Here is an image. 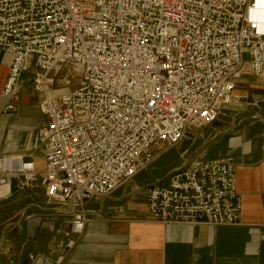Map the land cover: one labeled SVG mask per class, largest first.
Instances as JSON below:
<instances>
[{"label":"built area","instance_id":"2783aa9c","mask_svg":"<svg viewBox=\"0 0 264 264\" xmlns=\"http://www.w3.org/2000/svg\"><path fill=\"white\" fill-rule=\"evenodd\" d=\"M257 1L0 0V52L11 57L5 113L18 110L32 69L43 97L37 147L45 167L2 156L0 199L3 189L10 195L40 183L49 205L81 210L71 220L81 236L89 202L115 195L193 131L226 117L243 99L234 94L241 79L264 87ZM67 67L79 85L72 89L65 76L67 86L52 90L51 76ZM235 174L231 160H194L145 190L150 218L236 226L243 205ZM29 264L48 262L33 254Z\"/></svg>","mask_w":264,"mask_h":264},{"label":"crops","instance_id":"0c3cea01","mask_svg":"<svg viewBox=\"0 0 264 264\" xmlns=\"http://www.w3.org/2000/svg\"><path fill=\"white\" fill-rule=\"evenodd\" d=\"M257 7V16L262 20L264 1L259 0ZM10 67L11 57L0 52V158L22 156L43 172V153L37 147L43 97L33 89L28 72L22 77L24 89L18 110L6 114L9 101L1 93ZM236 86L235 96L243 99L228 106L226 117L212 126L213 137L230 132L210 143L198 159H228L235 164L236 188L243 205L239 224L164 226L153 221L145 193L152 185L144 183V171L135 177V183L130 182L111 196L113 200L102 202V215L88 216L81 236L66 233L60 236L65 245L36 247L39 240L55 241L54 234L57 231L60 235L62 222L72 220L54 211L57 208L48 204L43 187L36 183L26 192L12 188L11 194L5 195V189L1 191L0 237L5 226L18 222L24 213L29 228L26 239H17L18 229L6 230L0 264H23L33 254L51 264H264V124L256 115L264 117V87L253 77L241 79ZM192 135L196 141L187 155L201 137L195 132ZM173 151L177 149L165 153L150 167ZM100 202H89L85 210L100 212ZM70 242L75 247L68 250Z\"/></svg>","mask_w":264,"mask_h":264},{"label":"rangeland","instance_id":"374dc122","mask_svg":"<svg viewBox=\"0 0 264 264\" xmlns=\"http://www.w3.org/2000/svg\"><path fill=\"white\" fill-rule=\"evenodd\" d=\"M33 74V70L29 71V77L31 78ZM65 76L73 77V83L71 85V88H76L79 85L78 76L75 73L74 68L67 67L63 69L62 71L58 72L57 75L51 76L53 77L54 83L52 90L56 91L60 88L64 89L67 85L64 82ZM70 88V86H69ZM68 89V88H66ZM214 127H208V129L205 130H196L193 131L197 133L200 137L196 144L194 145L195 149L191 152L190 155L180 156L177 151H173L169 153L167 156L164 157V159H161L159 162H157L155 165L150 167L147 171L144 172L143 176L145 178V184L147 186L154 185L157 183L164 184L166 181H168V178L165 179V176L169 174L171 171L178 169L185 160L190 159L194 156V152L197 149H201L202 146L208 142L210 138L213 137L214 134ZM165 180V181H164ZM58 228V225H56ZM56 234V235H55ZM55 241H41L39 240V243L36 247H48V246H62L65 245V242L61 240L59 233L57 234V231L55 232ZM44 240V239H42Z\"/></svg>","mask_w":264,"mask_h":264},{"label":"water","instance_id":"95a60500","mask_svg":"<svg viewBox=\"0 0 264 264\" xmlns=\"http://www.w3.org/2000/svg\"><path fill=\"white\" fill-rule=\"evenodd\" d=\"M257 115V118H259V120L262 121V123L264 124V117L260 114H256ZM230 132V130H227V131H223L222 133H218L216 134L214 137H212L210 140H208V142L206 144H204L202 146V148L194 154L193 157H191L190 159H187L184 161V163L178 168V169H175L173 171H171L169 174H167L165 176V179H167L171 174H174V173H179V171H182L183 169H185L186 167H188L190 164H192L194 162V160L198 159L203 153L204 151L208 148V145L212 142H214L216 139H218L219 137L223 136V135H226ZM196 141V137L194 135H189L177 148V153L180 154V156H185L188 151L192 148L193 146V143ZM165 181V180H164ZM132 184L135 183V181L133 180L131 182ZM106 199H111L113 200L112 197H106ZM106 199H101L100 201V209L101 211L100 212H96V211H86V215L91 217L92 215H102L103 212H104V209H103V206H102V202L103 201H106ZM56 211L59 216L62 218H66V217H70V216H73V215H77V213H80L81 210H73V211H61V210H54ZM25 218V213L19 218L18 222H15V223H9L5 226L2 234H1V237H0V249L2 248L3 244H4V238H5V232L7 229L9 228H13V229H18V234H17V239H26L27 238V235H28V222L26 220H24ZM72 228L73 226L71 225L70 222H67V221H63L62 222V228H61V232H60V236H64L66 233L67 234H70L72 232ZM23 264H29L28 261L24 262ZM48 264H51V263H48Z\"/></svg>","mask_w":264,"mask_h":264},{"label":"bare ground","instance_id":"6f19581e","mask_svg":"<svg viewBox=\"0 0 264 264\" xmlns=\"http://www.w3.org/2000/svg\"><path fill=\"white\" fill-rule=\"evenodd\" d=\"M258 2V1H257ZM256 5H257V3H256ZM258 8V7H257ZM258 10H259V8H258Z\"/></svg>","mask_w":264,"mask_h":264},{"label":"flooded vegetation","instance_id":"af4514ba","mask_svg":"<svg viewBox=\"0 0 264 264\" xmlns=\"http://www.w3.org/2000/svg\"><path fill=\"white\" fill-rule=\"evenodd\" d=\"M72 217V216H71ZM71 223V222H70ZM28 262H29V260H28Z\"/></svg>","mask_w":264,"mask_h":264}]
</instances>
